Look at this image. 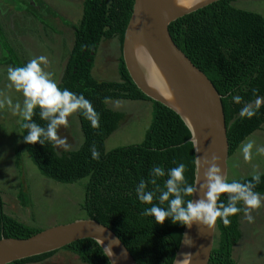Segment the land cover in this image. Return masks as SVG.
Segmentation results:
<instances>
[{"label": "trees", "instance_id": "obj_1", "mask_svg": "<svg viewBox=\"0 0 264 264\" xmlns=\"http://www.w3.org/2000/svg\"><path fill=\"white\" fill-rule=\"evenodd\" d=\"M233 1H215L169 25L176 44L208 75L223 95L230 156L264 124V101L251 119L240 116L245 103H253L257 97L264 98V14L239 7ZM134 2L84 0L80 21H67L73 31L74 43L58 86L77 95L83 94L91 101L100 114L99 129H93L88 120L76 113L83 134L79 147L58 154L48 142L43 146L39 143L27 144L23 141L27 130L21 125L34 122L46 129L48 124L47 120L40 118V109L36 108L32 121H26L23 117L20 123L21 144L16 165L22 170V156L28 153L42 175L62 183L79 182L85 191L81 209L85 210L87 218L96 219L112 228L139 264H174L185 226L173 224L170 218L158 224L154 217L142 215L144 208L150 205L138 200L135 189L142 178L148 179L154 165L165 169V177L157 180V185L162 189L167 170L180 162L187 166V182L195 185L196 157L194 143L190 140L191 131L176 111L151 99L136 85L122 53L118 69L120 79L100 81L92 73L96 54L104 39L117 38L122 51ZM29 9L35 14L40 13L32 6ZM38 16L42 19L40 14ZM0 42L8 51L0 63L12 67L23 66L24 62L4 37L1 25ZM254 89L257 90L255 95ZM236 95L243 97L241 104L233 101ZM120 98L150 100L153 103L152 121L142 142L108 149L107 139L121 127L127 115L125 111L109 107L107 101ZM93 145L100 153L99 160L92 158L90 148ZM260 174L261 182L254 191L264 194V172ZM251 178L252 175H247L226 181L247 183ZM146 190L154 193V204L167 210V202H159L157 186L149 184ZM18 198L24 206L30 202L29 195L23 190ZM187 199L189 197H185ZM220 200L226 205L227 194H223ZM238 206L243 207L242 203ZM240 215L229 217L231 223L228 226L222 220H217L215 244L208 264H237L233 248L240 239ZM41 230L43 228L33 227L7 212L0 188V239L27 238ZM63 249L77 254L88 264H111L101 245L93 238L76 240ZM59 250L9 264L42 262Z\"/></svg>", "mask_w": 264, "mask_h": 264}, {"label": "rangeland", "instance_id": "obj_2", "mask_svg": "<svg viewBox=\"0 0 264 264\" xmlns=\"http://www.w3.org/2000/svg\"><path fill=\"white\" fill-rule=\"evenodd\" d=\"M42 1L0 0V25L4 37L24 64L34 57L46 56L51 63L42 65V68L46 73L52 72L53 76L50 78L59 83L74 43L73 31L67 21H80L84 0ZM233 3L264 14V0H234ZM30 6L40 12L43 20L39 18V14L29 9ZM6 49L0 42V59L2 55L8 54ZM120 56L117 38L103 40L96 54L92 72L94 77L100 81L120 79ZM7 69V64L0 63V188L7 212L33 227L43 229L87 218L85 210L81 209L85 191L79 182L62 183L42 175L28 153L22 156V170L17 167L24 98L22 93L9 86ZM9 100L11 104L8 103ZM17 104L19 109L16 108ZM107 105L125 111L127 115L121 127L107 139V148L142 142L152 121L153 103L150 100L120 98L108 100ZM58 135L67 138L70 150L82 144L83 134L76 113L69 117L68 127L58 128ZM248 141H254L252 160L244 161L241 144L229 156L227 179L253 175L256 171L264 172V154L257 153L258 148L264 147V124L242 143ZM55 150L58 154L64 151L62 148ZM21 190L29 195L30 202L27 206L18 198ZM260 195L264 197V194ZM252 215L255 217L253 223H248L243 213L240 215V239L233 249L237 264H264V200L261 208ZM29 264L88 263L83 262L77 254L61 248L47 260Z\"/></svg>", "mask_w": 264, "mask_h": 264}, {"label": "water", "instance_id": "obj_3", "mask_svg": "<svg viewBox=\"0 0 264 264\" xmlns=\"http://www.w3.org/2000/svg\"><path fill=\"white\" fill-rule=\"evenodd\" d=\"M218 0H135L122 45L126 67L136 85L151 99L176 111L191 124L196 157L192 199L203 196L199 185L207 166L204 158L217 156L221 174L227 180L229 140L223 95L208 75L174 41L169 25L176 19ZM170 87L175 100L166 99L158 90ZM216 224L208 228L185 226L176 255L191 254L188 264H208L216 239ZM185 234L191 246L184 243ZM83 238L96 240L111 264H139L129 248L109 226L92 218H82L45 228L27 238L0 239V264L46 253ZM102 242H101V241ZM105 248L110 249L112 256Z\"/></svg>", "mask_w": 264, "mask_h": 264}, {"label": "clouds", "instance_id": "obj_4", "mask_svg": "<svg viewBox=\"0 0 264 264\" xmlns=\"http://www.w3.org/2000/svg\"><path fill=\"white\" fill-rule=\"evenodd\" d=\"M50 63L46 56L34 57L23 66L9 67L7 80L10 82V87L23 95L22 114L24 119L32 121L34 109L39 108L40 118L48 121L46 129L34 122L21 125L23 129L27 130V135L23 137V141L27 144L39 143L42 146L48 142L54 148L69 151L71 145L66 137L62 138L58 135V128L61 126L68 127L69 117L79 113L90 122L93 129H99L100 114L83 94L77 95L68 89H61L58 82L50 78L53 73H46L42 68V65H49ZM158 91L166 99L175 100L170 87L161 88ZM256 91L253 90L254 95ZM232 99L236 104L243 102V97L239 95L233 96ZM262 100L264 98L257 97L254 101L255 107H253V103H245L240 110V116L251 119L256 115V110L260 107ZM8 103L11 104V100ZM19 107L17 104L16 108L19 109ZM185 122L191 128L189 121L186 120ZM253 147L254 141L242 143L241 151L245 162L252 160ZM90 151L92 158L99 160L100 153L95 145L91 146ZM257 153L264 154V147L258 148ZM218 159L215 155L212 156L211 160L204 158L203 163L207 169L204 172V181L199 185V190L203 191V196L195 200L190 197L198 189L196 185L187 182L185 163L174 161L176 166L167 170V178L162 189L157 185V180L165 177V169L162 166L154 165L150 170L148 179L142 178L135 189L138 200L142 204L150 205V207L144 208L141 214L154 217L158 224H163L166 219L170 218L173 224H180L188 228H191L193 224L211 228L218 219L222 220L225 226H228L231 223L229 217L239 213H243L248 223H253L255 217L252 213L261 208L262 200H264L260 193L254 191L261 182V174L259 171L254 172L251 180L247 183L228 182L221 174ZM149 184L157 186L160 191L159 202L160 204L167 202V210L153 203L154 193L146 190ZM223 194H227L226 205L220 200ZM185 197H189V199L186 201ZM240 203L243 207L238 206ZM184 243L191 246V239L187 234H185ZM105 250L109 252V257L113 255L110 249L105 248ZM182 255L183 259H177L176 264H188L191 254Z\"/></svg>", "mask_w": 264, "mask_h": 264}, {"label": "crops", "instance_id": "obj_5", "mask_svg": "<svg viewBox=\"0 0 264 264\" xmlns=\"http://www.w3.org/2000/svg\"><path fill=\"white\" fill-rule=\"evenodd\" d=\"M2 56H4V55H2ZM2 56H1V57H2ZM7 66H8V68L11 67V65H9V64H7Z\"/></svg>", "mask_w": 264, "mask_h": 264}, {"label": "flooded vegetation", "instance_id": "obj_6", "mask_svg": "<svg viewBox=\"0 0 264 264\" xmlns=\"http://www.w3.org/2000/svg\"><path fill=\"white\" fill-rule=\"evenodd\" d=\"M120 44V43H119Z\"/></svg>", "mask_w": 264, "mask_h": 264}]
</instances>
